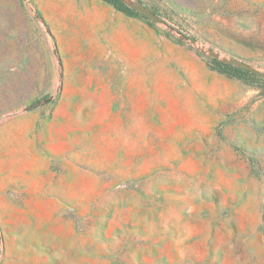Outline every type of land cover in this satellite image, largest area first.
Returning <instances> with one entry per match:
<instances>
[{"label":"rangeland","instance_id":"obj_1","mask_svg":"<svg viewBox=\"0 0 264 264\" xmlns=\"http://www.w3.org/2000/svg\"><path fill=\"white\" fill-rule=\"evenodd\" d=\"M119 1L0 0V264H264V0Z\"/></svg>","mask_w":264,"mask_h":264},{"label":"crops","instance_id":"obj_2","mask_svg":"<svg viewBox=\"0 0 264 264\" xmlns=\"http://www.w3.org/2000/svg\"><path fill=\"white\" fill-rule=\"evenodd\" d=\"M91 3L96 7H109V4L104 0H91ZM52 28L56 37L59 52L62 55L67 56V54H72L73 52L78 50L76 48L78 46V42L76 41V36L73 34V32L62 28L61 26H52ZM103 82H105L109 86L110 93L114 92L111 87L116 83L118 84L111 73H109L108 76L103 79Z\"/></svg>","mask_w":264,"mask_h":264},{"label":"trees","instance_id":"obj_3","mask_svg":"<svg viewBox=\"0 0 264 264\" xmlns=\"http://www.w3.org/2000/svg\"><path fill=\"white\" fill-rule=\"evenodd\" d=\"M109 3L114 4L119 9H125L124 5L119 0H105ZM128 9V8H127ZM218 67L228 73L231 76L239 77L242 79H250V71L241 67L228 66L226 64H217Z\"/></svg>","mask_w":264,"mask_h":264},{"label":"water","instance_id":"obj_4","mask_svg":"<svg viewBox=\"0 0 264 264\" xmlns=\"http://www.w3.org/2000/svg\"><path fill=\"white\" fill-rule=\"evenodd\" d=\"M155 19H157L156 17H154Z\"/></svg>","mask_w":264,"mask_h":264}]
</instances>
